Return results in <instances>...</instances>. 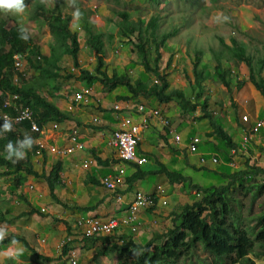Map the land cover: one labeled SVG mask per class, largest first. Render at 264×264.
Listing matches in <instances>:
<instances>
[{"label":"rangeland","instance_id":"obj_1","mask_svg":"<svg viewBox=\"0 0 264 264\" xmlns=\"http://www.w3.org/2000/svg\"><path fill=\"white\" fill-rule=\"evenodd\" d=\"M26 1L28 7L24 18L25 27L30 33L33 44L40 48L39 53L41 56L43 58L48 57L49 44L53 40V35L47 24L48 18L45 16L39 17L34 14L36 3L41 2V0ZM76 3L80 11L84 14L83 19L78 21L73 19L75 8L69 5L68 0H45L44 2L48 8L56 11L60 7L65 15L71 16L72 19L69 27L72 31L76 30L79 34V66H74L71 56L67 53L63 54L55 66L46 64L45 60L42 59L41 69H45L48 74L57 73L58 77L54 79L53 74H51V78L47 75L44 76V72H40L36 76H30L28 65H26L27 76L24 83L34 89H37L36 86L42 87L43 90H38H40L43 96L48 98L51 95L49 94L48 87L44 85L58 87L59 92L54 91L58 93H54L53 96H57L52 100L61 99L63 100L64 106L70 104L74 111H79L80 114H77L79 117L76 119L82 120L87 124L85 126L73 122L75 123L74 127H85L80 130L88 132L89 135L96 137L98 140L105 135H112L116 129L120 128L121 113L119 115L113 108L116 109L117 105L124 109L135 108V110L132 109L131 111L132 114L134 113L133 123L140 127L139 136L142 131L145 132L148 129L147 126L150 123L156 122L158 129L171 130L168 137L169 144L174 145L173 148L176 149L172 152L170 151L171 155L179 153L181 154V158H183L182 163L187 162L194 168H205L206 170H196L192 167L184 168L182 172L192 182L189 181L187 184L186 182H181L177 184L176 188L173 189L176 193L169 190V184L165 181V178L154 174L147 176L145 179L149 182L148 184L151 187L150 191H153L157 185L162 186L161 189L163 190V192L157 190V194L148 195H158L157 208L162 211L171 210V213L166 215L163 213L165 218H162L157 225L152 226L147 231L149 233L138 230L140 233L137 231L138 233L135 236L136 241L134 242L137 244H145L155 234H162L175 224H179L182 207L201 199L196 191L192 189V185L197 186L198 184L193 183H199L202 186H220L227 182L219 174L213 173V170L218 168L219 165L217 166V164L210 160L202 162L203 156L210 158L212 155L210 152L223 155L228 151V148L220 138H216L212 131H207L211 130L210 120L203 118V111L201 109L202 99L206 95L209 98L208 105L216 116L215 120L219 121L225 127L228 126L230 121H233L238 127H249L256 119L263 121V126L259 128V131L248 143L243 145L242 143L240 144L241 138L239 132L229 130L233 141L240 145L234 148L233 153H227L225 158L227 163L235 166L234 169H240L246 172L241 179L236 180L230 188L229 193L233 199L231 204L233 213L235 214L234 219L238 217V220L235 219V221L240 226L245 227L249 232H252L251 227H254L256 224V218L264 211V195L254 197V190H247L251 185L260 184L264 181V174L258 173L259 169L264 170V140L260 143H256V141L254 143L253 140V138H258V136H264V99L250 83L247 65L243 61L236 59L225 47V44L230 45V39L235 38L245 48L246 53L252 57L253 70L255 72L257 71L259 59L264 60V0H76ZM122 12L128 15L129 21L132 23L136 24L138 20L142 21L143 34L148 38L152 35H149L151 28L147 26L148 29L146 27V32L144 26L148 25L151 18L156 21V28L154 30L156 36L174 30V34L170 35L164 45L160 47L161 58L158 64L159 72L167 76L169 87L166 93L173 90L182 91L187 100L198 105L196 111H182L176 100L167 104H159L154 97L144 98L141 94L138 98L133 99L125 87L120 86L115 90L105 91L97 81L87 84L79 78L80 70L93 73L96 65L95 54L85 40L84 31L82 28L80 29L82 22L85 20L93 32L100 33L102 36L105 50L103 56L107 74L112 76L114 73H128L132 77L133 82L136 79H141L148 86L156 83V77L152 73H145L141 65L140 55L137 49V43L139 41L137 37L138 32L136 30L134 33H131L126 30L125 21L121 15ZM0 20L5 26H10L14 22L19 23L18 17L12 14L5 15L2 12H0ZM148 50L152 64L156 53L150 40ZM196 51L202 52L197 69L203 70L205 79L203 82V95L198 100H196L198 88L192 75L193 61L195 60L196 54H198ZM170 55H172L171 61L167 64ZM217 56L220 57L222 69L230 72L229 91L218 79L217 71L215 70ZM260 75L264 80V65ZM44 81H48V83ZM239 85L240 87L238 88ZM85 89H88L91 93L89 103H77L75 101L76 94L82 93ZM124 97L129 98V100H124ZM140 106L142 107V112L138 113L137 108ZM88 108L89 112H87ZM155 110L159 111L162 117H167L170 120V124L163 127L159 123L160 121L154 118V116L148 117L150 115L149 113ZM143 115H147L144 119L145 122H143ZM243 115H246L248 119L243 120ZM102 120H109L111 124L105 125ZM142 122L146 126H143ZM98 125L102 126L99 127ZM87 126L98 127L101 130H95L93 128L86 130ZM171 126L172 128L174 127V131L171 129ZM247 131L244 130L243 134L247 133ZM159 132L153 133L151 137H148V141L152 146L154 145L153 143H156V140L160 142L161 137H164ZM47 134L43 133V135H38V139L39 137L43 139L45 136H49ZM175 134L179 135L180 139L178 142L174 141ZM190 135L197 136L198 138L196 143L197 152L189 151ZM144 141L141 138L140 152L149 157L148 163L142 165L144 170L149 171L160 168L159 164H155L154 156L161 158L169 170H174V166L176 168L181 166V163L175 164L171 161L174 160V157L168 158V156L159 153L156 150V146L150 147ZM73 143L69 144L73 145ZM35 146L36 143L32 148ZM162 146L164 147V145ZM72 147L75 148L74 145ZM43 148H46L45 151L48 150V152L50 151L49 149H52L50 144H45ZM83 148L76 149L81 150ZM48 152L47 155L53 154L54 156L49 157L48 163L44 164L45 170H48L57 160L55 156L61 154L60 151H56V153ZM112 154L117 157L116 150ZM110 158L112 160V157ZM175 161H177L176 158ZM123 165L127 170L126 166L128 167L129 165L126 163H123ZM4 169L5 167H0V172ZM117 171L119 169L112 173ZM206 172L213 174H209V176ZM227 174H230V171ZM30 184L34 188L29 189L28 186ZM137 184L140 186L141 183ZM241 186L245 187L246 190L241 189ZM45 187L46 183L42 178L32 175H26L25 180L20 185L14 183L12 175H0V209L1 212H4L5 217L9 219L7 222H0V228L6 230V236H23L28 240L30 245L28 249L19 241V244L13 247V251L7 252V254L3 253L6 252L10 244L1 246L0 264H17L16 259L10 258L16 255L17 249L23 250L22 255H19L18 258L19 264H60L58 262L47 263L38 259L34 247L35 238L42 240L46 236V229L48 227L49 233L46 236L48 238L45 244L46 246L51 245L56 240H62L65 237V233H63L64 224L61 223V219L57 216L60 214L46 206L47 202H49L45 200L49 198L48 194H44L41 197L40 191L45 189ZM162 200H165L166 204H162ZM36 202H39V204ZM41 202L43 205L40 204ZM32 205L38 207V210L41 207H45V212L39 211L46 216L49 214L47 209L51 213H54L53 216L51 213L49 214L54 223L51 224L50 219L40 217L38 214L19 216L21 211L28 210ZM63 211L61 210V212ZM65 222L72 224L70 220ZM58 226L61 230L58 229ZM69 233H67V236L73 235L74 238H72V241L67 242L66 246L72 243H74L72 244L73 246H80V252L83 253L81 262L91 264L93 261L91 262L89 260L90 253H84V249L82 248L85 244L91 245L97 241L102 244L104 242L101 239L87 240L81 238L80 233L74 229H71ZM116 238L118 236L113 237V241ZM162 241L163 237L155 240L156 243ZM107 248L109 246H100L97 249V252H99L98 256H102L99 258L100 263L122 264L124 260L121 263L118 261L116 250H107ZM259 250L261 248L256 243L254 252H259ZM89 252H92V250L90 249ZM103 254H107L105 256L106 259L103 258ZM250 256L255 261V264H264V255ZM214 262L215 258L207 252L202 244H198L191 253L179 259L177 264H214ZM225 263H228V260Z\"/></svg>","mask_w":264,"mask_h":264},{"label":"trees","instance_id":"obj_2","mask_svg":"<svg viewBox=\"0 0 264 264\" xmlns=\"http://www.w3.org/2000/svg\"><path fill=\"white\" fill-rule=\"evenodd\" d=\"M26 2L25 0V3ZM34 14L39 17L45 16L48 18L47 24L53 35V40L51 44H49L48 57H42L41 60L29 59V65L35 67L38 75L40 72H44V76L47 75L51 78V74H53L54 79H56L58 77L57 73L48 74L45 69H41L42 59L45 60L46 64L55 66L57 62L60 61L63 54L67 53L71 56L74 66L78 67L79 34L76 30L72 31L69 27L72 19L71 16L65 15L60 7L54 11L45 6L42 2L36 3ZM121 15L125 21V27L128 32L134 33L137 30V37L139 39L137 49L140 55L141 65L145 73H152L156 77V83L148 86L146 83L142 82L141 79H136L133 82L132 77L128 73H114L112 76L107 74L103 56L105 50L102 36L100 33L93 32L85 20L82 22V27H80V29L82 28L84 31L85 40L95 54L96 65L93 73L80 70L79 78L87 84L97 81L105 91H112L120 86L125 87L133 99L138 98L141 94L144 98L154 97L159 104H167L176 100L182 111H196L198 105L187 100L182 91L173 90L166 93L169 87L167 76L159 72L158 64L161 58L160 47L164 45L170 35L174 34V30L156 36L154 34L156 21L151 18L148 25L144 26L146 32L148 27L151 28V33H149V35H152L148 38L143 34L142 21L138 20L135 24L129 21V17L126 13L122 12ZM149 40L156 53L152 64L149 58ZM220 40L224 43L222 39ZM230 43V45L225 44V47L236 59L243 61L247 65L249 70V81L264 99V80L260 75L264 60L259 59L258 69L255 72L253 70L252 57L246 53L245 48L239 44L235 38H231ZM26 48H28L29 53L35 55L40 54V48L33 44L31 36L27 41L20 39L19 23L14 22L10 26H5L0 20V105L5 100L6 95L15 94L18 95L23 106L30 108L40 127L52 122L62 124L66 121H72V118H74L73 114L62 111L55 103L50 101L48 97L43 96L40 92V90H43L42 87L36 86L37 89L28 87L24 83V78H21L19 85L13 84V75H21V73L13 70L12 55L24 51ZM196 53L198 54H196L195 60L193 61L192 75L194 76L198 88V93L196 94V100H198L201 99L203 95V82L205 79L203 70L197 69V64L199 58H201L202 52L196 51ZM171 57L172 55L168 57L167 64L170 63ZM215 70L217 71L218 79L229 91V77L231 75L230 72L222 69L219 56L216 57ZM44 82L48 83V81ZM44 86L48 87L49 94L54 95V91L59 92V88L56 86ZM239 87L240 85L238 88ZM124 100L128 101L129 98L124 97ZM208 102L209 98L206 95L201 102L203 118H208L210 120L212 133L220 138L226 147H235L231 134L215 120L216 116L209 107ZM76 123L81 124L77 119ZM0 125L2 124L0 123ZM87 128L101 130L98 127L87 126ZM25 134L30 135L34 140L38 138L37 134L30 132V123L28 121L12 125V131L10 132H0V167H5V169L0 172V175H12L13 181L17 185H20L25 180L26 175L42 178L48 187L49 195L52 200L60 203V200L54 193L56 187L60 185V172L62 169L60 161H56L48 170H45L46 153L45 150L38 145L27 152L25 159L17 163H12L5 159L6 145L9 142L15 143L17 140H22ZM94 160L99 166L107 167L111 164L109 160L102 161L95 153ZM158 164L160 166L158 173L164 174L170 184L187 182V179L183 177L182 174L169 171L163 164ZM128 165H130L131 168L137 169L127 179L128 188L133 190L134 183L143 180L148 175V172H143L140 169V165L130 163H128ZM201 169L196 170L204 171L203 168ZM258 173L264 174V170L259 169ZM245 174V171L233 170L228 175H222L227 182L220 186L212 185L209 187H201L192 185V189L196 191L201 199L182 207L179 224H175L162 234H155V236L149 239L145 244H137L132 239L126 241L123 238L121 244L118 242L113 243L109 246V249L117 250L119 257L124 260L122 264H177L179 259L191 253L198 244H202L207 252L215 258L214 264H255V261L250 255H264V211L256 218V224L254 227H251L252 232H249L245 227L240 226L235 221V219L238 220V217L234 219L235 214L233 213L231 204L233 199L229 193L230 188L234 185L236 180L241 179ZM94 181L95 180H91L93 183H99L97 180ZM241 189H245V187L241 186ZM250 189L254 190V197L264 195V181L260 184L251 185L247 190ZM32 214H38L42 217L45 216V214L40 213L39 210L32 206H30L28 210L21 211L19 216ZM8 220L4 212H1L0 209V222H7ZM66 226L68 229L67 232L69 233L70 226ZM112 237L113 236H96L83 238L87 240L101 239L103 242H107ZM160 237H163V241L156 243L155 240ZM13 239L20 241L29 249V242L26 238L19 235L6 236L3 241L0 242V247L11 244ZM256 243H258L261 248L259 252H254ZM69 246V244L68 246H64V252H68ZM36 257L45 262L52 260L39 254H36ZM227 260L228 263H225Z\"/></svg>","mask_w":264,"mask_h":264},{"label":"crops","instance_id":"obj_3","mask_svg":"<svg viewBox=\"0 0 264 264\" xmlns=\"http://www.w3.org/2000/svg\"><path fill=\"white\" fill-rule=\"evenodd\" d=\"M54 93L57 94L58 92H54ZM50 95H51V96H49L50 100L54 99L57 96V95L53 96L52 94H50ZM52 102L55 103L58 106V108L61 109L62 111H67V112L73 113V115H75L74 118H72V121H66L62 124H57V126L55 128H54L52 123L51 124L48 123V124L42 126V135H43V133H48L47 135H49V136H47V137L45 136L46 138L44 137L43 139H42V137H39V139L36 141V143L37 144L39 143L40 145H42V147L45 146V144H50V146L52 147V149H49L51 151V152L49 151L50 153H52V152L56 153V151H60V153H61V154H59V156H57V155L55 156L57 158L56 161L61 162V168L62 169L60 172V185L58 187H56L55 192H54L56 197L60 200V203H57V202L52 200V198L49 195V190H48L47 185H46L45 189L40 191V193L42 195L41 197H43L44 194L45 195L48 194L49 198H46L45 200H46V202L47 201H49V202H47L46 206L49 208H52L53 210L57 211L60 214L57 216L59 217V219H61L60 220L61 223L64 224L63 233H65V237L62 240H56L53 243H51V245L46 246L45 244L47 243V240H48V238L46 236H48V233H49L48 232L49 227H48L46 229V231H47L46 236L44 233H42V235L45 236L44 238H42V240L35 238V241H34L35 246L34 247H35L37 254L42 255L46 258L52 259L51 261H49L47 263L58 262L60 264H67L69 258L71 256H73L78 261L79 264H84L83 261L81 262L83 253L80 252V249H79L80 246H76V245L73 246L72 244H74V243H72L69 246L68 252H64V246L66 245V243L69 242L70 240L72 241V238H74L73 235L67 236L68 229H67L66 225H69L72 227V228L70 227V232H71V229H74L80 233L79 229L75 225L76 220L78 218L94 217V218L104 220V219L109 218L111 216H119V217L127 216L129 214V205L133 201L136 192L140 191V192H144L146 194H157L158 188H160V190L163 192V190L161 189L162 186H160V185H157L153 191H150L151 187L149 186V184H148L149 182L146 181L145 178L151 174L161 176V178H165V181H167V183L169 184L168 186H169L170 191L172 190L175 192V190H173V189L176 188L177 183L170 184L168 179L166 178V176L164 174L158 173L160 168L146 171L141 166L140 169L143 172H148V175L143 180H139V181L135 182L133 190H130L128 188L127 179L137 169L131 168L129 165L128 167L126 166V168H127V170H126L123 163L119 162L117 160V157L112 154V152L113 153L115 152V149L109 145V141H110V138L112 135H107V136L105 135V136L101 137L100 140H98L96 137L89 135L88 132H83V130H80V129L85 128V127L80 126L77 128V127H74L75 123H73V122H76V118L79 117L77 115V114H80L79 111H74V109L72 108V106L70 104H68L67 106H64L63 100H61V99H56V100H53ZM114 105H117V104H114ZM101 108H103V107L101 106ZM113 109L115 111H117L120 115L121 112H119L115 108H113ZM87 112H89V108L87 109ZM151 113H152V111L149 113L150 115H148V117L153 116ZM146 116L147 115L142 116L143 122H145L144 119ZM154 118H156V117H154ZM163 118H166L170 124V120L167 117H163ZM120 119H121V115H120ZM156 119H158V118H156ZM158 120L160 121V119H158ZM256 120H258V119H256ZM79 121L83 125L87 124L86 122H83L82 120H78V122ZM102 121L105 125L111 124V123H109L110 122L109 120H102ZM159 123H161V121ZM217 123L220 124L229 134H230L229 130H232L234 132H236V131L239 132L240 138H242L243 131L248 130L251 127V125L254 124V121L249 127H245V126L238 127L233 123V121H230L228 123V126L226 125L229 128L223 126V124H221L219 121H217ZM98 126L100 127L102 125H98ZM147 127H148V129H146L145 132L142 131V133L140 134L141 138L145 140L144 142L149 144L150 147L156 146L157 147L156 150L159 153L168 156V158L174 157V160H171V161L175 164L181 163L180 164L181 166L177 167V168L174 166V170H169L165 166V164L163 163L161 158H159L157 156H154L155 164L158 165V163H161L169 171H173V172L182 174V176L187 179L186 184L189 183V181H191V180L189 179V177H187L182 172V170L184 168H191L192 166H190L187 162L182 163L183 158H181V154L176 153V154L171 155V153H170V151L172 152V151L176 150L173 148L174 145L169 144V140H168L169 138L168 137H169V134L171 133V130L166 131L165 129H162V128H161L162 130L158 129V127L156 126V122L150 123ZM87 129L88 128L86 127V130ZM171 129L174 131V127L172 128V126H171ZM158 131H160L159 134L164 135V137L163 136L161 137L160 142L156 140V143H153L154 145L152 146L150 144V142L148 141V137L149 136L151 137L153 135V133H156ZM207 131L210 132V131H212V129L207 130ZM175 135H178V134H175ZM73 136L75 137L74 143L72 140ZM189 137H190L189 139H191L190 142L194 138H196L198 141L197 136H191L190 135ZM215 137H216V135H215ZM141 138H140V140H141ZM253 140H254V143H255V141H256V143L257 142L258 143L263 142L264 136H258V138H256V139L253 138ZM174 141H175V137H174ZM197 141H196V143H197ZM190 142H189V144H190ZM69 143H73V145H75V143H80V144L83 143L84 148L81 147V148H83L81 150H77L76 148L72 149L71 147L73 145H70ZM234 144H235V147H237L241 144V142H240V144H236L234 142ZM162 145H164V147ZM213 146L215 147L214 144H213ZM140 147H141V143L139 142L138 153L141 156H145L147 158V163H148L149 157H148V155L140 152L141 151ZM235 147H233V148L227 147L228 151H226L225 154H223V155H217V153H213V152L211 153L210 152V154L217 157V162L215 164H217V166L219 165L218 168L213 170V173L219 174V176H221V178H222V175H228L227 172L230 171V173H231L233 170H236V169H234L235 166L231 165L230 163H227V161L225 160L227 153H229V154L233 153ZM54 148L56 151L54 150ZM187 148H188V146H187ZM196 148H197V145H196ZM42 149L45 150L46 148H42ZM47 152H48V150L45 151V153H46V162L45 163H48L49 157L54 156L53 154L47 155ZM195 152H197V150ZM94 153H95V155L99 156L102 161L109 160L113 163L110 164L111 166H107V167L97 165V163L94 160ZM207 153H209V152H207ZM162 156H160V157H162ZM110 157H112V160ZM184 157H186V155H184ZM203 157L206 158L205 156H203ZM175 158L178 162L175 161ZM207 160H210V158H207ZM90 161H91V164L89 163ZM120 168H124L126 170L122 185L119 186L116 191H111L109 189H106L102 185L100 180L104 176L109 175L110 173H112L115 170H118ZM192 168H194V167H192ZM130 169H131V171L129 172ZM194 169H198V168L195 167ZM203 169H204V171H206L205 168H203ZM237 170H240V169H237ZM206 173L208 175L210 174V172L209 173L206 172ZM213 173H211V174H213ZM91 180H95V181L97 180L99 183H93V182H91ZM137 183H141L140 186ZM193 184H198V186H201V187H209V186H204V185L202 186L199 183H193ZM28 188H29V186H28ZM32 188H34L33 185L30 189H32ZM36 203L39 204V202H36ZM40 204L43 205L42 202ZM32 206L35 207V209L37 208V210H38V207H36L34 205H32ZM62 207H64V208H62ZM61 210H64V211L61 212ZM47 212L49 214L51 213L48 209H47ZM163 213L165 215L169 214V213H171V210L170 211H162L159 208H157V206H155L154 209L152 208V209H148V210H141V212L139 214L140 220L145 222L147 224V226L146 227L142 226L138 230H140L141 232H147L150 228H152V226L157 225V223H159L162 218H165L163 216ZM49 214L47 216L45 215L43 217L50 219L51 224H52V223H54V221L52 220V218H50ZM51 214H52V216L54 215V213H51ZM40 217H42V216H40ZM68 220H70L72 222V224L67 223V222L64 223L65 221H68ZM58 229L61 230V228L59 226H58ZM137 231L133 232L129 227H124L121 230H119L117 233L114 234L115 236H118V238H116V240L113 241V237H115L114 235H105V236H113V237L109 241L104 242L102 244L98 241L95 243H92L91 245L85 244L82 249H84V253H86V254L90 253L89 260H91V262L93 261L91 264H101L99 258L102 256H98L99 252H97V249L100 246H104V247L110 246L111 244L116 243V242L121 244L123 241V238L126 241H129L130 239H132L133 241H136V239H135V236L137 235L136 233H138V232L140 233V231H138V232ZM147 233H149V232H147ZM80 237H81V234H80ZM98 237H100V236H98ZM41 243H44V244H41ZM60 247H62V249H60ZM89 248L92 250L93 253L89 252V250H90ZM107 250H110V249L107 248ZM106 255L107 254H103L104 259H106V257H105ZM116 255L118 256V261L121 263L122 259L119 257L117 250H116Z\"/></svg>","mask_w":264,"mask_h":264},{"label":"built area","instance_id":"obj_4","mask_svg":"<svg viewBox=\"0 0 264 264\" xmlns=\"http://www.w3.org/2000/svg\"><path fill=\"white\" fill-rule=\"evenodd\" d=\"M25 53L14 54V66L15 69L20 70L22 66V58ZM39 58V57H38ZM91 93L88 89H85L82 93L76 94L75 101L86 103L89 100ZM12 99H15L13 96ZM4 109H9L10 105L6 102L3 106ZM132 109L116 106V110L121 112V125L120 128L115 130L110 138L109 145L116 150L117 160L122 163H130L136 165H144L147 163V158L138 155V144L140 142L139 136V125L133 123L134 113L132 114ZM142 107L137 108V112L141 113ZM154 117L160 119L163 126H167L169 121L162 117L159 111H152L151 113ZM243 120H247L248 117L243 115ZM0 119H8L9 121L19 122L24 119H31V113L27 110H21L17 116L13 119L9 117L6 113L0 114ZM143 124V123H142ZM141 124V125H142ZM145 126V124H143ZM263 126L262 120H256L253 125L248 129L247 133H244L241 138L242 145L248 143L249 140L259 131V128ZM31 130L40 133L41 130L35 122H31ZM175 141H179V136L175 135ZM74 141L75 138L72 137ZM197 139L194 138L189 144V150L195 152ZM75 148L83 147V144L75 143ZM73 149V147H71ZM210 160L213 163L217 162V157L212 155ZM207 158L202 157V162H206ZM91 164V161L89 162ZM125 169H119L115 173H110L101 179V183L106 189L111 191H116L119 186L122 185L123 178L125 176ZM32 187V186H30ZM160 190V188H158ZM158 195H148L144 192H136L135 197L131 204L129 205V214L125 217L111 216L104 220L94 218V217H83L78 218L76 221V226L78 227L81 237H96L105 235H114L119 230L124 227H129L133 232H136L140 227H146L147 224L140 220L139 214L141 210L152 209L157 205ZM162 204L166 201L162 200ZM67 264H79L78 261L71 256Z\"/></svg>","mask_w":264,"mask_h":264},{"label":"clouds","instance_id":"obj_5","mask_svg":"<svg viewBox=\"0 0 264 264\" xmlns=\"http://www.w3.org/2000/svg\"><path fill=\"white\" fill-rule=\"evenodd\" d=\"M41 2L44 3L45 0H41ZM68 2H69V5L71 7L75 8V11L73 12V19L77 20V21L82 20L84 14H83V12L80 11L79 7L77 6L76 0H68ZM27 7H28V5H26L25 0H0V12L4 13L5 15L12 14V15L18 17L20 39L25 40V41H27L30 37V33L24 24V18H25V13H26ZM18 53H25L24 57L22 58V66L20 67V70L15 69L14 58H13V55L18 54ZM14 54L12 55V67H13L14 71L21 73V75H17V74L13 75V78H12L13 84L19 85L21 78H24V80H25V78L27 76L26 75V65H28L30 76L38 75L35 67L30 66L28 61H29V59L30 60H41V58H42L41 54L35 55L32 53H29L28 48H26L24 51H20V52L14 53ZM13 96L15 97V99H12ZM89 100L86 103L77 102V101L76 102L80 103V104H88ZM50 101H53V100H50ZM6 102H8V104L10 105L9 109L3 108V106ZM21 110L29 111L31 113V119H24V120H21L19 122L9 121L8 119H5L3 122V120L0 119V123L2 124V125H0V132H10V131H12V125L19 124V123H22L24 121H28L30 123V132L33 134L42 135V127H40L37 124L35 117H34V114L30 110V108L23 106V104L20 102V98L18 97V95H15V94L6 95L5 100L0 105V114L6 113L12 119L15 116H17ZM31 122H35L38 125V127L41 130L40 133H36V132L31 130ZM52 123H53V126L55 128L57 126V123H55V122H52ZM35 143H36V141L34 140V138H32L28 134H25V136L22 140H17L15 143L9 142L5 147V152H6L5 159L12 162V163H17L20 160L25 159L27 156V152L32 149V147L34 146ZM37 145H39V147H41V148L44 147V146L42 147V145H40L39 143L38 144L36 143V146ZM30 186H32V185L31 184L29 185V189L31 188ZM39 210L42 212L46 211L44 207L39 208ZM5 236H6V230L4 228H0V242L3 241ZM18 244H19V241H16L15 239H13L9 248L3 254H7V252H12L13 247L15 245H18ZM22 251H23L22 249H17L16 255L10 257V258L16 259L17 264H19L18 258H19V255H22Z\"/></svg>","mask_w":264,"mask_h":264}]
</instances>
